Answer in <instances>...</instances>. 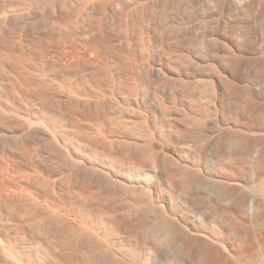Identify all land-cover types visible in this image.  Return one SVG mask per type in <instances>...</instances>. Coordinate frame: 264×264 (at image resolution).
Returning <instances> with one entry per match:
<instances>
[{
    "label": "bare ground",
    "instance_id": "obj_1",
    "mask_svg": "<svg viewBox=\"0 0 264 264\" xmlns=\"http://www.w3.org/2000/svg\"><path fill=\"white\" fill-rule=\"evenodd\" d=\"M28 1L33 6L43 4L45 8H49L48 10L52 8V11L53 8L54 11L57 10V6H61L59 8L65 6L71 10L79 3L71 2L72 7H68L67 5L71 0H27L26 3ZM113 1L119 2V0ZM129 1L128 3H126L127 1L124 2L125 5L122 4V9H124L121 11V17L118 16L117 21L114 17L115 23H112L115 25L112 24V33H115L113 35L112 33L110 35L109 31V33H105L106 27L100 28V33L101 30L102 34L105 33V39L108 38L109 41L106 40L111 42L109 43L111 45L107 44V41L104 42V36L98 35L99 31L96 30L99 27H96L95 30L94 27L91 28L92 26L85 27L83 25H86L87 21L83 23L85 16L84 18L81 17L83 16L82 12H88L86 7L87 4H90L87 0L82 2L83 7H79L81 4H78L79 6L76 7L77 9L75 8L76 10L74 9V12L68 11L72 17L69 16V13H64L66 17L68 16V21L63 19H67L65 15L64 17L58 16L59 24L63 28L66 27L67 32L73 25L77 27L79 24L80 27L81 24V28L82 26L85 27L79 34L83 40L81 44L84 46L83 53L76 54L77 52H73L71 59L69 58L70 61L68 64L66 63L67 66L64 64L66 67H61V72L58 71L60 73L53 71L57 65L55 68L49 65L50 68H48L53 73L51 72L50 75L48 70V75L52 77H49L50 80L59 85L62 101L66 104L67 101H70L71 106L68 105L69 107L74 108L78 113L81 111L85 113L81 112L88 122V126L84 130L88 133V136H85L86 139L83 138L84 135L80 136L79 131L77 133L70 128L69 119L63 115L60 116L59 111L56 114V111H47L45 108L44 111H38L37 107L33 109L35 104L30 106L31 100L27 97L28 93L25 96L24 92L21 93L22 91L19 89L22 86L19 87L22 80L20 79L21 82L18 86L16 83L13 84L12 80L11 89L9 88L10 84H8L10 80L8 82L5 79L7 74L5 72L0 74V124L3 122L5 124L0 126V139L2 136V138L8 137L11 140H17L27 130L32 129L36 132L38 130L39 134L41 131L44 136L43 138L41 135L43 139L53 141V144L62 151L60 155H64L66 158V160L63 159L67 161H64L65 163L79 165L84 170L92 171L90 174L96 172L100 176L103 175L106 180L110 181L109 183H113L123 190L126 212L138 211L144 214L145 218L139 219L142 221L134 219L133 222L131 220V222H126L124 218H119V215L114 216L116 214H113V210L111 211L109 207H107L109 209H101V213L99 211L101 217H97L96 206L94 207L90 203H75L71 200L72 198L67 196H57L59 192L55 195L52 193L55 189L52 188V181L55 183L56 180H61L67 186L76 184L77 182H73V174L61 169L57 171L44 169L45 166L43 168L39 164L41 162H37L33 157L34 152L30 148L24 146L25 144H23L24 147H20L22 137L16 145L13 144L14 147H19L15 148H18L21 154L18 150V153L14 152V154L6 151L0 152V159L3 158L4 161L8 162V164L3 162L5 164L2 165V160H0V168L4 166L1 168L3 170L8 166L7 168L10 169L13 166L12 170L16 171L13 172L14 176L17 173V176L26 183L23 185L25 191L38 200L43 199L47 204L46 206H39L40 211L37 209L38 213L35 212L36 218L33 226L36 228H33L34 230L53 228L56 232L49 229L48 233L50 230L55 233L52 234L55 248L60 247L69 250V252L71 250L73 253L75 248L82 244L91 251L95 250L94 253L96 251L97 253L98 251L103 252L104 255L110 257V264H190L191 261L193 264H264V133L257 135L256 141L259 143L255 145L253 152L248 154L246 145L248 138L240 129V121L236 118L213 113L211 109L214 104L212 95L216 96L217 94L214 85L218 84L230 88L231 83L228 75L223 70L216 69L213 64L214 48L199 43L197 27L192 23L193 16L186 19V24L183 23L186 27L181 26V24L176 25L173 22L175 18L172 19L173 16L170 14H174L177 10L176 7L181 2L180 0ZM215 1L207 0L210 6L214 5ZM229 2V5L239 9L243 8L248 0H229ZM257 2L258 0H251L248 5L256 6ZM55 7L57 8L55 9ZM45 8L43 10H46ZM65 10L67 11V9ZM97 16L102 18L98 14ZM169 17H172V20ZM98 18L94 17V21ZM182 21L184 22L183 19ZM183 26L184 29L188 30L187 32L195 34L194 50L198 53L200 50L207 54L204 55L205 58L196 60L193 69L186 73H181L179 69L173 68L169 64V62H174L176 54L182 51L175 35ZM61 33L59 32V39L62 38ZM67 34L68 37L71 35ZM104 43L105 46L107 44V47H115L108 49L112 53L106 54L104 52L107 48ZM49 47L46 45L47 49ZM0 49L1 54L4 48ZM118 51L122 52L121 55L113 54ZM121 64L125 66L122 67ZM27 68L24 70L29 72ZM32 78L33 76L30 79ZM24 79L26 83H31V81L26 80V77ZM186 84L189 85V88L201 92L196 96L188 92L185 93L182 88ZM15 94H22V97L16 95V98ZM184 100H187L188 103L185 104ZM6 123L7 126L11 124L9 128L4 127ZM204 123H211L214 127L204 130L202 128ZM234 138H240L242 145H234ZM210 143L217 147V153L212 154L210 159L204 160L202 153L206 148L205 146L210 145L212 147ZM210 146L208 148L214 152V147L211 148ZM135 151L138 155H135ZM57 153L59 154V152ZM131 153H133L132 156H130ZM0 174H2L1 170ZM19 178L18 184L20 183ZM0 179L2 180V178ZM90 181L89 183L84 182L86 185H82L81 190L87 195L85 198L92 197L93 199L96 193L91 188ZM36 183L45 189L43 190L44 193L38 191ZM4 187L7 186L4 185ZM8 187L9 189L6 191H10V188L15 189L11 184ZM14 189L13 192H15ZM193 195L197 197L198 202ZM8 196L3 195L2 191L0 192L1 207H11L14 210L16 206L11 203L10 198L12 196ZM191 196H193L191 199L196 200L194 207L196 203L198 204L194 210L186 208V203L189 202L188 199ZM95 200L97 201V199ZM251 203L258 206L259 209L254 212L249 211L248 205ZM5 208L4 210L0 209V262L8 264L65 263L66 259L63 261V259L56 257V254L54 260L51 258L53 261L43 258V255L42 259H39L37 250L39 240H35L26 229L16 226V217L9 213L10 211H5ZM8 209L10 210V208ZM123 209L125 211V207L122 208L121 212ZM102 214H107L109 218H103ZM111 214L112 217H110ZM130 216L132 218V215ZM6 225L8 226L6 227ZM150 235L155 236L156 239L154 240L158 242L157 245L155 242H152L154 244L145 242L146 236ZM49 251L47 252L49 253ZM71 260L69 258V264L73 261Z\"/></svg>",
    "mask_w": 264,
    "mask_h": 264
},
{
    "label": "rangeland",
    "instance_id": "obj_2",
    "mask_svg": "<svg viewBox=\"0 0 264 264\" xmlns=\"http://www.w3.org/2000/svg\"><path fill=\"white\" fill-rule=\"evenodd\" d=\"M22 1L23 0H0V16H1L0 17V48H2V49L4 48L2 50L3 53L0 54V60H1L0 61V65H1L0 66V74L2 75V72L3 73L5 72V74L7 73L5 75V79H6V81L10 80V82L8 81L9 83L8 82H6V83L10 84L9 85V88H11V89H12V87H11L12 86V83H11L12 80H13V84L16 83V85L18 86L19 85V82H21L20 81V79H21L22 82L20 83L19 87L22 85L24 90L22 89V86L19 89L22 91L21 93L24 92V95L25 96L28 95L27 97L30 98V100H31L30 106L32 104H35V106L33 105V107H32L33 109H35L37 107L36 109L38 111L39 110L40 111H44L43 109L45 108V110H47V111L48 110L49 111H54V112L56 111L55 112L56 114L59 111L58 114L60 116L63 115V117L65 116L66 118L69 119L70 128H72L75 131H77V133L79 131V134L80 133L81 134L83 133L82 135L80 134V136H83L84 135L83 138L86 139L85 136H88L87 135L88 133L86 131H84V130H85L86 126H88V124H87L88 122L85 120L86 118L83 116L85 113L83 111H81V112L84 113V114H82L81 112L78 113L77 111H75L74 108L69 107L68 105L71 106L70 101L68 102L67 100H64L63 99L64 101H67V104L62 101V98H60L62 95L60 96L61 90L58 87L59 85L55 84L54 81L50 80L52 78L50 76L52 71H50L49 68H50L51 65L54 66V68L57 65L56 66L57 69L55 68L56 70L54 69L53 71H56L57 73H60L61 72V67L64 68L65 65L67 66L68 61H70V59H71V55L74 54L73 52H77L76 54H80V53L82 54L83 53L84 50H82V49H83L84 46L81 45L83 43V40H82V38H80V35L79 34H81L80 31L82 29H84L86 26H88V25H89L88 27H91L92 26L91 28L93 29V27H94L95 30H96V27L97 28L99 27L98 28L99 30L97 29L96 31H99L98 35H101L102 37L108 31L110 32V35H111V33H112V27H113L112 24L115 25L114 24L115 23L114 22V19L116 18L115 21H117L118 16H120L121 11H123V9H124V8L122 9V4L125 5L124 2L127 1L126 3H128L130 1L129 0H126V1L125 0H119V2L116 3L117 1H113V0H111V1L110 0H106V1L105 0H98V1L95 0L96 2L94 0L93 1L92 0L91 1H88L87 0V2H89L90 4L91 3L92 4L94 3V4L93 5L92 4L91 5L90 4H87V7L84 6L88 10V12L87 11L82 12V15L83 16H81V17L84 18V16H85V18H84L85 20H83V23L87 21L86 22V25L83 24L85 27L82 26V28H81V24H80V27H79V24H77V27L75 25H73V24H70L71 26L73 25V27H74V29H73V27L70 28L69 31L71 33L69 31L68 32L66 31V29H65L66 27L63 28V26L61 24H59L60 21L58 22V18H59L58 16H60V17L63 16L64 17L65 14H67V13L70 14V12H72V11L74 12V9L77 6H79L78 4H81V6H79V7H83L82 6V2L83 1L86 2V0H81V1L80 0H76V1L75 0H71L70 3H68L69 5H67L68 7L69 6L72 7V5H73L72 3H74V4L76 2H79V3H77V6L74 5L75 8L72 9L73 8L72 7L71 10H69L70 8H67L65 6H62V8L65 7L63 9L64 10L67 9V11L66 10L64 11L62 8H59L61 6H57L58 8L55 7V9L57 8V10H55V11H54V8H53V11H52V8H51L50 9L51 11H50V10H48L49 8L48 7L45 8V6L43 4H42L43 6L41 4H38V5H36L38 7H36L35 5L33 6L32 4H30L29 1H28V3H26L27 0H25L23 2ZM180 1H179L180 2L179 5H177V7H176L177 10L179 9L178 10L179 13L176 10L174 12V14H170V16H173V18L171 17L172 19L175 18L173 22H175L176 25L181 24V26H182V25L186 24L185 23L186 22V19L189 16H193L192 23H193L194 26L197 27V33H198L197 36H198L199 43L204 44V45H210V46H212L214 48V53L212 54L213 64L216 67V69L221 70V71L223 70V72L228 75V79L230 80V83H231V87L230 88L224 87V86H220L218 84H215L214 85L215 86L214 89H215V92L217 94H216V96L215 95H212L213 96V99H214V104H213V106H212L211 109H212L213 113L222 114V116H224V117L236 118V119H238L240 121V124H239L240 125V129H241V131L244 132L245 136L248 138V141L246 142V145H247V148H248V154H251L253 152V148L255 147V145H257L259 143V142L256 141L257 135L259 133H264V0H258L256 6H250V5H248L250 3V1H251V0H248L247 4L243 8H239V9H236L234 6L229 5L230 4L229 0H216L215 3H214V5H212V6L209 5V3L207 2V0H180ZM96 3H97V5H96ZM111 3H112V5H111ZM115 3H116V5H115ZM88 5H90V6H88ZM120 5H121V7H120ZM20 7H22V8H20ZM44 8L47 11L46 10H43ZM115 8H118V9H115ZM95 10H98V11H95ZM103 10H107V11H103ZM113 10H114V12H113ZM43 11H44V13H43ZM68 11H70V12H68ZM82 11H84L83 8H82ZM3 12H5V13H3ZM48 12H50V13H48ZM96 13L99 15V17L102 16V18L101 19L98 18V16H97ZM94 14H96V15L94 16ZM69 16L72 17V14H70ZM65 17H66V15H65ZM88 17H90V18H88ZM94 17L95 18H98L100 20H98V19L96 20L95 19V21H96L95 22L94 21ZM66 18L67 19H65V18H63V19L68 21V16ZM182 19L184 20V22L182 21ZM176 20H177V22H176ZM112 22H114V23H112ZM179 22H181V23H179ZM92 23H93V25L94 24L95 25L93 26ZM69 26H68V28H69ZM103 26H104V28L106 27V30H107V31L106 30H103L104 32L106 31L105 33L103 32L104 34H102V30H101V33H100V28L101 29H104ZM184 26L181 27V29H180L181 32L178 30V33L176 32L177 35H175V38L177 37L176 38L177 39L176 41H177V43L180 44V46L182 48V51L179 52L178 54H176V56L174 58L175 59L174 62H169V64H170L171 67L176 68V69H179L181 73H186L187 71L192 70L193 67H194L193 65L195 64V61L196 60L199 61L200 59H202V57L205 58L204 55L206 54V53L204 54L200 50H199V53H198V51H195L194 50L195 49V43H196L195 42L196 40L194 38L195 37V34H193L191 32H187L188 30L184 29L186 27V26L185 27ZM59 27L62 29V31H61V29ZM113 31H115V29ZM59 32L60 33L62 32L61 33V36H62L61 39L62 40L59 39L60 38ZM67 33L71 34V35H69V37L71 39L68 37V34ZM114 33L115 32H113L112 35ZM73 35H75V36H73ZM106 36H108V34H106ZM57 37H58V39H57ZM21 38H22V40H21ZM64 38H66V39H64ZM103 38L105 39V36ZM32 39H34V40H32ZM106 39L109 41L108 38H106ZM106 39H105L104 42L107 41ZM58 40H61V41L59 42ZM108 41L106 42L107 44L111 43V42H108ZM43 44H44V46H43ZM107 44L105 46V43H104V46L107 47ZM21 45H23V46H21ZM46 45L48 47L50 46L51 48L49 47L48 48L49 50H48L46 48ZM109 45H111V44H109ZM105 47H104V49H105ZM109 48L111 49V48H115V47L108 46L105 49V51H104L106 54H108V52H110V50H108ZM116 49L118 50L119 48L117 47ZM121 49H122V46H121ZM70 50L71 51L73 50V51L71 52ZM48 51H50V52H48ZM70 52H71V54H70ZM110 53H112V52H110ZM121 53H122L121 51L120 52L118 51L117 53L115 52L113 54L117 56L119 54L121 55ZM4 56L5 57L7 56L6 59H5ZM10 57H11V59H10ZM14 57H16V58H14ZM58 57H60V58L58 59ZM18 58H20L21 60L18 59ZM5 60H6V62H5ZM11 60H14V61H11ZM19 60L22 61V62H20ZM3 61L5 63H2ZM9 61H10V65H9ZM20 63H21V66H22V70H21ZM16 64L17 65L19 64L20 67L17 66ZM24 65H25V67H24ZM121 65H122V67L125 66L124 64H121ZM8 66H9V68H8ZM12 67H13V69L11 71V68ZM24 68L25 69L27 68V70H29V72L32 71L31 72L32 74L30 73L33 76L32 79H30L32 76L30 74H27L29 72L28 71H25ZM31 69H33V70H31ZM34 69H35V71H34ZM43 69H45V70H43ZM36 70H38V71H36ZM41 70H42V72H41ZM48 70L50 71L49 72L50 75H48L49 74L48 73ZM14 71H16V72H14ZM39 71H40V73H39ZM58 71H60V72H58ZM10 72H11V74H10ZM20 72H21V74L23 76L20 74ZM24 72H26V73H24ZM45 73H46V75H45ZM3 76H4V74H3ZM17 76H19L20 78L18 77V79H17ZM21 76L23 77V79L21 78ZM28 76L29 77L31 76V77L29 78ZM24 77H26V80L27 81H31V83L30 82H27L26 83ZM49 77H51V78H49ZM28 79H30V80H28ZM32 80H33V82H32ZM34 80H35L36 83L34 82ZM49 83H51V84H49ZM8 84H7V87H8ZM30 84H31V86H30ZM27 85H29V86H27ZM182 89L185 90V93L188 92L190 94H193L194 96L198 95L201 92L200 90H196L194 88H192V89L189 88V85H187V84L184 85ZM16 95L17 94H15V97L17 98V96H19L20 94H18L17 96ZM21 95L19 97H22ZM52 98H53V100H52ZM55 99H57V100H55ZM19 100H22V98H19ZM68 103H70V104H68ZM184 103L187 104L188 101L187 100H184ZM81 122H82V124H81ZM3 123L0 124V126L1 125L2 126L5 125ZM7 125L8 124L6 123V126H4V127H8L9 128V126L11 124H9V126H7ZM202 126H203L202 128L204 130H208V129L214 127V125L211 124V123H204V124H202ZM76 128H77V130H76ZM31 130H29V131L27 130L28 133H27V131L24 132V135L21 136L22 139L20 137V138H17V140L16 139L11 140L10 138L7 137L8 138V141H10V142H8L6 140L7 139L6 137H3L2 138V136H1V139H0V152L6 151L7 153L14 154V152L15 153H18V151H19L20 154H21V151L18 149L19 147L18 146H15V147H18V148H15L13 146V144L16 145L17 142H18V140L21 139V141H22L21 144L22 145L20 147L26 146V147L30 148L34 152V156L33 157L37 160V162H41L39 164L42 167L45 166V168L43 167L44 169H46L47 171H49V170L50 171H54V170L57 171V170L61 169L62 171H65V172L66 171H69V173L73 174L72 175L73 182L74 183L77 182V183L76 184H70V185H68L69 187L67 186V184L65 182L63 184V182L61 180H56L55 183H54V181H52L53 182L52 183V188H55V189H53L54 192H52V191L51 192L54 193L55 195H57V193L59 192L57 196H67L70 199L72 198L71 200H73L75 203H77V202H79L78 204H80V203L81 204L90 203L94 207L96 206L95 208L98 211V212H96L97 213L96 215H98L97 217H101V214H100L101 213V209H103V208L109 209L110 208L111 211L113 210L112 213L113 214H116L114 216H118L119 215L118 217L119 218H124V220H126V222H128V221L129 222H131V221L133 222L135 220H139V219H144L145 218L144 214H142V213H140L138 211H137L138 213L137 212H134L135 210L133 211L134 213H131L132 210L129 211L130 213L129 212H126V210H127L126 208L127 207H126V204H124L125 198L123 199V193H122L123 190L120 189V187L118 188L117 185H114L113 183H109L110 181L106 180L103 177V175L100 176L96 172H94L95 174L94 173L90 174L92 171H89V170H86V169H85L86 170L85 171L84 168L80 167L79 165H76V164H73V163H65V162H67V161H65L66 158L64 157V155H62V156L60 155V154H62V153H60L62 151H60L58 149V146H56L55 144H53V141L50 142L46 138L43 139L44 136L41 133V131H40V134H39V131L38 130H37V132H36L35 129H34L35 131H33V130L31 131ZM84 132L86 133V135H85ZM41 135H42L43 138L41 137ZM4 138H6V139H4ZM45 140H46L47 143L45 142ZM11 141H13L14 143L11 142ZM233 143L236 146H241L242 145L240 138H234ZM23 144H25V145L23 146ZM207 145H209V144H207ZM209 146H205L206 148H205V150L202 153V158L204 160L210 159L211 156H212V154L217 153V150L218 149H217V147L215 145L214 146L212 145V147H214V152L211 151L212 149L210 150V148H208ZM34 147H35V149H34ZM54 150H56V151H54ZM132 151L133 150H131V152ZM57 152H59V154ZM133 153H134V151H133ZM133 153H131L130 156H132ZM136 153L137 152L135 151V155H138ZM129 154H130V152H129ZM39 155H40V157H39ZM34 158H33V160L36 161ZM64 158H65V160H63ZM0 160H2L1 163H3V162L6 163L7 162V161H4L3 158H1ZM5 163H3L2 165H4ZM7 164H8V162H7ZM73 166H75V167H73ZM77 166H78V168H77ZM2 167H4V166H2ZM7 167L8 166H6V168H3V170L0 168L1 173H2V174H0L1 175L0 178H2V180L0 179L1 180L0 181V188H1L0 189V192L2 191L3 195H5L7 197H9L8 195H10V197L11 196L12 197L15 196L16 198H14V197L12 198L11 197L12 199L10 198V200L12 201L11 203H14L16 207L14 208V210L11 207H6V208L3 207L2 208L1 207L2 204L0 202V209L1 210L2 209L4 210V208H5V211H7V212L10 211L9 213H11L14 217H16L15 218L16 219V223L15 224H17L16 226H20L21 228L26 229L27 231H29V233L31 234V236H33V238L35 240H37V241L39 240L38 241L39 243H38V246H37L38 247L37 250H38V254H39L38 255L39 259H42V255H43V258H45L47 260H50V261H53L54 260L53 258L55 257V254H56L57 255L56 257L61 258V260L63 259V261L66 259L65 260V263L62 262V264H69V262H70V261H68L69 258H70V260L71 259L73 260V261L71 260L73 262V264H110V262H109L110 261L109 260L110 257L104 255V253L103 252H100V251H98V253H97V251L94 253L95 250H92L91 251V249H89L88 247H85V245L82 246V244H80L78 246V248H75V250L73 249L74 250L73 253H72L71 250L69 252V250H64V249H62L60 247L55 248L56 245L52 241L53 238H54L53 235L55 234L54 232H53L54 233L53 234L52 231H51V230H53V228H49V229H51L50 230L51 233L50 232L48 233V230H49L48 228L47 229H43V228L42 229H38L37 228V229L34 230V228H36L35 226H33L34 225V222H35V218H36V216H35L36 213L35 212H37L39 209H41L40 207L46 206L47 204H45V202L43 201V199H39L38 200V198L36 199L35 197L31 196V194H29L27 191H25V189L23 187L25 181L24 180L22 181L17 176V173H15L16 176H14V173L13 172H16V171L15 170L14 171L12 170L13 166H11V168H10L11 170L8 169ZM56 168H58V169H56ZM4 170H5L6 173L4 172ZM70 170H72V171H70ZM88 176H89V178H88ZM8 177L11 180L10 179L8 180ZM36 177H38V176H36ZM18 178L20 180L19 182L20 183L22 182V184H20V183L18 184ZM88 180L91 183L90 186L94 190V193L97 194V195L96 194L94 195L95 197L93 199H92V197L89 198V199L88 198H85V197H87V195H85L84 191L81 190L82 185H84V184L86 185L87 182L89 183ZM79 181H81V182H79ZM15 182H17V183H15ZM84 182H86V183H84ZM10 184L13 187H15L16 190L14 188L13 189H14V191L16 193L12 191L13 190L12 188H10L11 189L10 191H6V190L9 189L8 185H10ZM4 185L7 186V187H4ZM17 185H20V186H17ZM36 186H38V184ZM16 187H18L19 189L16 188ZM39 187L41 188V185L37 187V189H38L39 192L40 191L43 192V190H45L44 188L43 189L41 188V190H39L40 189ZM17 189H18V192H17ZM5 193H7V194L9 193V194L7 195ZM74 194H76V195H74ZM119 195H121V196H119ZM193 196H191L190 199H188L189 202L186 203V208L187 209L189 208L190 210L191 209L194 210V209H196V207H198L197 206L198 205L197 203H196V206L194 207V204H195V201L197 200L196 199L197 197L194 196L196 200L193 198L194 199V201H193V199H191ZM27 197H29V198H27ZM22 198H24L25 201ZM84 198L87 201L86 200L84 201ZM20 199H22L23 201L22 200L20 201ZM35 199L37 200L36 202H35ZM95 199H97V201ZM34 202L36 203L35 204L36 206L34 205ZM37 202H38L39 205L37 204ZM197 202H198V200H197ZM98 205H99L100 208L98 207ZM30 207H34V208H30ZM107 207H109V208H107ZM123 207H125V211L123 209V211L121 212V210H122ZM8 208H10V210ZM24 208L26 210L27 209L28 210L26 211ZM258 209H259V207L258 206H254L253 203H251V204L248 205V210L249 211L254 212V211H257ZM99 211H100V213H99ZM117 213H120V214H117ZM136 213H137V215H135ZM124 215H125V217H124ZM130 215H132V218L133 219L131 218ZM33 216H34V218H33ZM112 216L113 215L111 214L110 217H112ZM102 217L103 218H105V217L106 218H109L107 216V214H105V215L102 214ZM139 221H142V220H139ZM7 226L8 225H6V227ZM30 230H31V232H30ZM32 230H34V231H32ZM53 231H55V230H53ZM52 236H53V238H52ZM49 238H52V239H49ZM46 239H48L49 241L46 240ZM154 239H156V238L153 235L146 236L145 242H147V243L149 242L151 244H154V243H152V242H155L156 241ZM51 241H52V243H50ZM156 243H158V242H155V244ZM49 248H50V251H49ZM47 251H49V253ZM71 253H72V256L70 255ZM78 261H79V263H78ZM72 262H71V264H72ZM2 263L3 264H8L6 262H0V264H2ZM191 263L193 264L192 261L190 262V264Z\"/></svg>",
    "mask_w": 264,
    "mask_h": 264
}]
</instances>
